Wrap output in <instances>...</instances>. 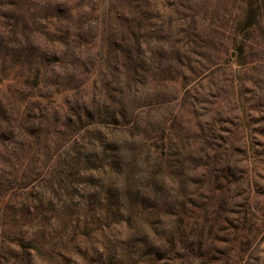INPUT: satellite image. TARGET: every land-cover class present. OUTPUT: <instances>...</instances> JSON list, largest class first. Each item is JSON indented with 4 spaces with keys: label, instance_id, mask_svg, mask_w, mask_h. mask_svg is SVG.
<instances>
[{
    "label": "rangeland",
    "instance_id": "obj_1",
    "mask_svg": "<svg viewBox=\"0 0 264 264\" xmlns=\"http://www.w3.org/2000/svg\"><path fill=\"white\" fill-rule=\"evenodd\" d=\"M0 264H264V0H0Z\"/></svg>",
    "mask_w": 264,
    "mask_h": 264
}]
</instances>
